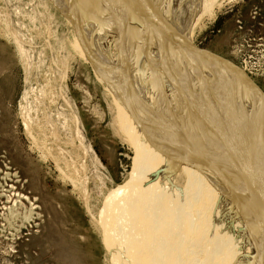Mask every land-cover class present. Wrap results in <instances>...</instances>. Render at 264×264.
Wrapping results in <instances>:
<instances>
[{
    "label": "bare ground",
    "instance_id": "bare-ground-1",
    "mask_svg": "<svg viewBox=\"0 0 264 264\" xmlns=\"http://www.w3.org/2000/svg\"><path fill=\"white\" fill-rule=\"evenodd\" d=\"M53 1L135 155L101 223L110 263L264 264V105L189 46L222 1Z\"/></svg>",
    "mask_w": 264,
    "mask_h": 264
},
{
    "label": "rangeland",
    "instance_id": "rangeland-1",
    "mask_svg": "<svg viewBox=\"0 0 264 264\" xmlns=\"http://www.w3.org/2000/svg\"><path fill=\"white\" fill-rule=\"evenodd\" d=\"M221 1L189 46L264 105V0ZM74 37L53 0H0V264H111L101 223L135 155Z\"/></svg>",
    "mask_w": 264,
    "mask_h": 264
}]
</instances>
